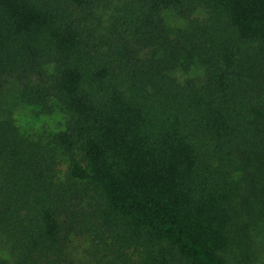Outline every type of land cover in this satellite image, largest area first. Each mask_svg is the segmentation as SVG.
<instances>
[{"label": "trees", "instance_id": "trees-1", "mask_svg": "<svg viewBox=\"0 0 264 264\" xmlns=\"http://www.w3.org/2000/svg\"><path fill=\"white\" fill-rule=\"evenodd\" d=\"M100 1L0 0V264L245 258L264 226V0ZM14 88L63 121L24 128ZM78 240L95 260L71 258Z\"/></svg>", "mask_w": 264, "mask_h": 264}, {"label": "rangeland", "instance_id": "rangeland-1", "mask_svg": "<svg viewBox=\"0 0 264 264\" xmlns=\"http://www.w3.org/2000/svg\"><path fill=\"white\" fill-rule=\"evenodd\" d=\"M120 0H101L99 5V13L102 15L111 12L112 9L119 3ZM172 15L167 13L165 14L167 22L169 21L172 26H178L179 21H176ZM104 18V16H103ZM176 77L180 78L183 81L190 79V77H195L193 79H198L202 77V69L199 65H195L190 71L183 72L177 71ZM4 108L9 112L12 111V114L19 123H22V126L26 129H30L33 123L34 126L38 127L40 125H46L50 128L58 126L60 122L63 121L65 117V113L61 111V109L56 110L50 115L42 116L39 119H35L33 111L31 107H28L26 104H23L19 100V93L17 89H9L5 93V98L3 101ZM249 214L253 219H256V214L260 211L259 206H249ZM263 228V230H261ZM252 233L249 235L247 233V237L250 239L252 244V253L247 254L245 258H238L237 253L231 257L230 261L232 264H264V226L255 228V220H252L250 226L247 228ZM0 247L2 248L3 245L0 241ZM3 249H1V253ZM95 248L91 241L89 240H81V241H74V247L70 250V256L76 263L80 262L81 260L92 261L95 260L94 252ZM254 252V254H253ZM135 257V255H134Z\"/></svg>", "mask_w": 264, "mask_h": 264}]
</instances>
